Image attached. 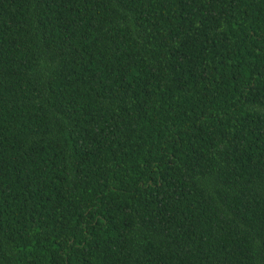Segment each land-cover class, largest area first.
Masks as SVG:
<instances>
[{
    "label": "trees",
    "instance_id": "obj_1",
    "mask_svg": "<svg viewBox=\"0 0 264 264\" xmlns=\"http://www.w3.org/2000/svg\"><path fill=\"white\" fill-rule=\"evenodd\" d=\"M0 264H264V0H0Z\"/></svg>",
    "mask_w": 264,
    "mask_h": 264
}]
</instances>
